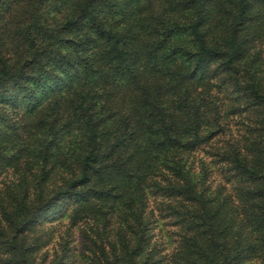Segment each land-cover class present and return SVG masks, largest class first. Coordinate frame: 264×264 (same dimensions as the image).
<instances>
[{
  "label": "trees",
  "instance_id": "trees-1",
  "mask_svg": "<svg viewBox=\"0 0 264 264\" xmlns=\"http://www.w3.org/2000/svg\"><path fill=\"white\" fill-rule=\"evenodd\" d=\"M0 264H264V0H0Z\"/></svg>",
  "mask_w": 264,
  "mask_h": 264
},
{
  "label": "rangeland",
  "instance_id": "rangeland-1",
  "mask_svg": "<svg viewBox=\"0 0 264 264\" xmlns=\"http://www.w3.org/2000/svg\"><path fill=\"white\" fill-rule=\"evenodd\" d=\"M65 221L66 220H63V222L62 223H60V222H56V224L57 225H59V226H57V228H56V231H55V233H54V239H53V241H52V243L48 246V248H49V251L52 253L53 252V249L54 248H58L59 246H58V241L60 240V235H62L63 233H64V225H66L65 224ZM53 247V248H52ZM59 249V248H58Z\"/></svg>",
  "mask_w": 264,
  "mask_h": 264
}]
</instances>
